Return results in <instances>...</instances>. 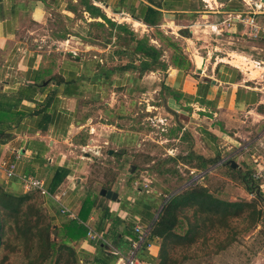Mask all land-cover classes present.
<instances>
[{"label":"crops","instance_id":"crops-1","mask_svg":"<svg viewBox=\"0 0 264 264\" xmlns=\"http://www.w3.org/2000/svg\"><path fill=\"white\" fill-rule=\"evenodd\" d=\"M205 1L209 7L203 0H0V162L14 169L11 177L0 169V192L27 195L52 225L81 223L86 236L71 243L76 264H125L135 226L150 227L179 192L154 178L146 185V170L112 184L91 182L104 149L117 152L111 157L116 169L134 161L147 167L154 159H134L133 153H144L150 139L179 169L203 172L189 168L202 157L210 171L200 183L218 200L237 202L249 192L241 184L217 189L214 171L221 166L213 167L222 158L234 160L236 170L250 160L256 167L259 155L264 161L245 141L253 130L264 132V96L258 98L253 78L240 68L262 61L252 56L264 55L256 46L264 42L245 37L236 22L221 25L227 13L241 10L236 0ZM143 37L161 51L148 68L134 51ZM243 40L251 51L239 48ZM174 56L182 57L178 64ZM160 108L176 117L170 113L169 120ZM151 109L158 114L145 133L143 114ZM183 142V154L194 155L187 162L175 157ZM20 176L42 181L47 194L25 192ZM103 189L117 198L101 195ZM160 247V238L148 237L137 256L158 264Z\"/></svg>","mask_w":264,"mask_h":264},{"label":"trees","instance_id":"trees-1","mask_svg":"<svg viewBox=\"0 0 264 264\" xmlns=\"http://www.w3.org/2000/svg\"><path fill=\"white\" fill-rule=\"evenodd\" d=\"M85 8L89 11L88 5L85 4ZM135 43L134 51L140 54L141 62L146 68L158 62L161 51L152 46L147 37L140 38ZM170 45L177 49L173 43ZM181 58L174 56L172 61L178 64ZM185 156V160L194 157L191 152ZM195 159L197 165L194 167L198 171L207 169V163L202 157L197 156ZM171 161L174 162V159L169 158L165 162ZM220 168L226 169L227 177L232 181L238 180L249 192L252 185L261 186V182L252 181L247 166L244 167L245 171L233 170L225 162ZM187 171L189 173V169ZM162 172L172 173L170 169ZM64 176L65 171L57 172L54 186ZM191 177L189 173L183 180V185ZM200 181L172 195L150 226L148 237L161 239L158 264H175L170 251L175 246H188L196 243L198 239H205L208 231L218 232L225 229L230 232L231 221L238 219L245 209L248 211L246 218L249 226L257 224L258 209L255 203L218 200ZM260 194L264 197L261 189ZM262 226L260 234H264V225ZM53 229L57 231L54 237L51 236ZM86 232L87 229L77 220L52 225L40 206L36 202H30L27 195L14 197L0 192V264H76L75 250L71 243L84 238Z\"/></svg>","mask_w":264,"mask_h":264},{"label":"rangeland","instance_id":"rangeland-1","mask_svg":"<svg viewBox=\"0 0 264 264\" xmlns=\"http://www.w3.org/2000/svg\"><path fill=\"white\" fill-rule=\"evenodd\" d=\"M236 1L239 3L241 10L246 9L244 4L245 2L242 0ZM245 1L252 3V1L255 0ZM256 46L264 48V43L257 42ZM239 48L241 50H250V44L246 42V40L240 41ZM258 53L259 54H254L252 57L253 59L255 58V60L260 58L262 61H252V65L243 64L240 65V68L244 69L247 74H249V76L246 77L253 78L251 83L257 87L259 90L258 98H261L260 96H264V55L260 53V51ZM231 64L237 65V62L231 61ZM139 107L142 108V106ZM158 112L162 116L167 115L170 120L171 114L166 109L160 108ZM158 112L151 109L149 113L143 114L146 118L143 126V131L145 133L150 132L151 125L154 123V117L157 116ZM259 131L253 130L249 136V140H245L247 144L246 146H249L248 151H250V154L259 151L264 155L263 150L259 147L258 139L262 134V131L260 133ZM172 143L174 144L176 142H168L165 145H170ZM144 144L145 152L139 154L133 153L134 159H143L145 162L148 161V159H154V163H150V165L146 167L142 166L141 163L137 164V162L134 161L131 162L132 164L129 166L127 165L122 169H120V167L116 169V163L118 161L116 158L111 159V157L117 152H113L111 155H108V151L104 149L102 154L98 155L100 160L94 164L96 167L93 169L89 178L91 182L100 183V185L104 183L112 184L116 179L118 180V178L120 182V178L129 177L132 174H135V177H137L141 171L146 170V174L144 175L145 178L148 179L145 181L146 185H152L155 179V183L161 184L162 188H167L170 191H173L172 193L180 191L182 188L186 187V184L184 186L180 185H182V180L189 176L187 168L181 167L179 169L177 167V163L165 162L169 159L167 152L159 148L155 143L151 142L150 139H145ZM178 144L179 146L175 157L178 156L179 158H183L185 160L187 157L183 153H186L187 151V144L184 142ZM148 153H153V156H150ZM100 161L102 164L99 163ZM239 161L241 162V160ZM190 163L191 165L189 168H195L194 166L197 165V162L194 163L191 161ZM254 164L252 160H250L248 164L245 165L251 174H253L256 169ZM133 166L134 169L132 170ZM166 169H170L172 173L163 174L162 171ZM245 169L246 168L242 170L245 171ZM225 170L226 169L219 167L218 170L216 169L214 171L215 175H218V180H216L215 184L216 188L220 189L226 185V183L229 185L231 184L232 186H239V181H232L230 177H227V171ZM120 173H122V175L118 176ZM261 191L264 194V190ZM237 197L238 195L236 198ZM237 202L255 203L258 211L262 210L260 221H257V224L253 227L249 226L246 218L248 211L245 209L238 219L231 221L230 232L225 229L219 230L218 232L208 231L205 235V239H198L197 242L192 245H184L181 247L175 246L170 251L171 258L175 261V264H264V234H260V231L263 229L262 225H264L263 203L258 197L250 192H247V196L245 197H238Z\"/></svg>","mask_w":264,"mask_h":264},{"label":"built area","instance_id":"built-area-1","mask_svg":"<svg viewBox=\"0 0 264 264\" xmlns=\"http://www.w3.org/2000/svg\"><path fill=\"white\" fill-rule=\"evenodd\" d=\"M204 3L208 6L207 1L203 0ZM245 2V10H239L238 12H230L227 13L225 18L221 21V25L225 26L227 28H230L231 25L236 22L240 24L243 35L247 37L250 40L253 41H263L264 42V4L261 3L260 0H255L250 2H246L245 0H242ZM209 7V6H208ZM212 9V8H209ZM259 146L264 149V132L258 139ZM227 159L222 158L219 159L213 168L219 167L223 165ZM4 163L0 162V169L5 171L6 175L11 177L14 175V169L13 166L4 169ZM203 171L194 173V171H189L190 175L192 176L191 179L186 183V186L198 183L204 175L209 172ZM251 179L254 182H261V188L264 187V161L262 160V155H259L256 159V169L251 174ZM20 183L22 185V188L25 192L30 191H39L41 194H47V191L45 190L44 183L38 179H35L31 176H20L19 177ZM253 194V193H251ZM67 210H62V213H66ZM70 217H73V215L70 213ZM149 229L148 228H142L140 226H135L134 231L136 233V237L132 240H129V247L125 254V264H149L145 261L138 258V251L144 246L147 245V238L149 235ZM88 236L91 239H99L101 240V236L97 235L96 233H88ZM113 255H119V252L115 249H112Z\"/></svg>","mask_w":264,"mask_h":264},{"label":"water","instance_id":"water-1","mask_svg":"<svg viewBox=\"0 0 264 264\" xmlns=\"http://www.w3.org/2000/svg\"><path fill=\"white\" fill-rule=\"evenodd\" d=\"M260 1H261V3L264 4V0H260ZM198 72H199V70H198ZM166 110L176 117V114L173 111L168 110V109H166ZM109 154H112V150H109ZM226 164L230 165V167L232 169L239 168V166L236 164V162L234 160H231V159L227 160ZM133 169H134V167H132V170ZM250 192L253 193L256 197H258L262 201L263 207H264V197L261 196V194H260V188L258 186L252 185V189L250 190ZM100 193H101V195H104L106 198L111 199V200H115L117 198V194L115 192L110 191V190L103 189V190H101ZM261 215H262V210H259L258 215H257V221H260ZM55 232H56L55 230L52 231L53 234H55Z\"/></svg>","mask_w":264,"mask_h":264}]
</instances>
